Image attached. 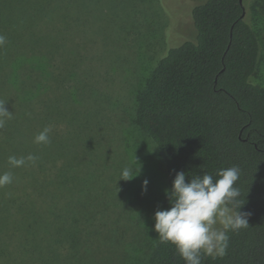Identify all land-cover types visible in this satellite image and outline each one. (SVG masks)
Listing matches in <instances>:
<instances>
[{
    "label": "trees",
    "instance_id": "16d2710c",
    "mask_svg": "<svg viewBox=\"0 0 264 264\" xmlns=\"http://www.w3.org/2000/svg\"><path fill=\"white\" fill-rule=\"evenodd\" d=\"M96 6L94 0H80L78 6L70 0H0V34L6 37L0 48V103L20 114L16 121L21 126L17 138L0 150V174L13 176L11 184L0 188V264L80 261L77 247L87 215L81 216L74 183L84 168L70 147L89 152L91 169H84L83 179L93 198L96 171H104L108 159L118 163L121 158L117 147L112 156L105 152L103 119L92 117L91 128L85 126L82 133L78 120L70 122L71 133L58 126L67 118L59 115L56 95L63 72L59 60L47 57L53 51L68 54L67 41L73 31L84 33L87 9ZM191 14L195 38L168 46L138 99L135 122L163 160L168 189L179 171L190 179L239 167L236 186L245 202L241 211L251 213L250 225L229 231L226 255L202 256V264H264V87L252 80L260 38L247 19L244 1L206 0ZM48 126L50 143H35V136ZM132 149L137 156L135 142ZM29 154L38 157L35 164L8 163L9 156ZM94 163L100 168L94 169ZM86 197L91 208L92 197ZM163 206L170 207L167 195ZM84 230L88 236L93 232ZM86 255L91 264L92 251ZM150 264L185 261L173 244L158 238Z\"/></svg>",
    "mask_w": 264,
    "mask_h": 264
},
{
    "label": "rangeland",
    "instance_id": "374dc122",
    "mask_svg": "<svg viewBox=\"0 0 264 264\" xmlns=\"http://www.w3.org/2000/svg\"><path fill=\"white\" fill-rule=\"evenodd\" d=\"M205 1L94 0L97 6L87 9L88 27L79 35L73 31L75 37L70 36L67 41L68 54L53 51L47 57L59 60L58 70L62 68L63 72L60 89L55 94L62 109L59 115L67 118L58 123L59 129L71 133L70 122L78 120L83 125L82 133L92 117L103 119L105 152L112 156L113 147H117L122 154L121 158L117 157L118 163L108 159L107 168L96 171L99 181L93 198V193L85 191L83 179L84 169H91L89 152L82 154L79 148L70 147L71 152H78L76 160L84 168L79 169L74 185L82 205L81 216L87 215L88 219L82 225L81 245L77 247L80 261L72 258L68 264H88L86 254L91 251V264H150L158 240L154 214L164 209L168 184L163 160L147 134L136 125V107L146 81L168 46L195 38L191 12L194 6ZM243 1L247 19L261 43L252 80L264 87V0ZM79 2L70 0L71 5L78 6ZM83 4L80 3L79 11ZM36 106L37 110L41 109V105ZM8 111L12 115L0 128V150L6 149L9 139L17 138L15 134L21 132L16 121L20 114ZM69 117L74 119L68 120ZM132 142L137 144V156ZM93 167L100 168L95 163ZM126 167H134L132 175L136 176L128 180L120 178ZM145 180L149 181L146 191ZM86 195L92 197L91 208ZM84 229L93 232L88 236Z\"/></svg>",
    "mask_w": 264,
    "mask_h": 264
},
{
    "label": "clouds",
    "instance_id": "9594fccd",
    "mask_svg": "<svg viewBox=\"0 0 264 264\" xmlns=\"http://www.w3.org/2000/svg\"><path fill=\"white\" fill-rule=\"evenodd\" d=\"M6 43V37L0 34V48ZM0 103V128L10 119L12 113ZM50 127L35 136V143H50ZM38 157L29 154L17 158L9 156L8 163L12 167L35 164ZM134 167L122 170L123 179H132ZM189 176L184 171L176 173L171 189H165L170 207L158 209L155 214V231L162 243L175 246L185 264H202V256L213 259L223 257L229 247V231L238 232L249 227L250 212L241 211L245 204L240 197L241 191L236 186L240 177L238 166L220 168L215 176L208 172L202 175ZM13 176L10 172L0 174V188L11 184ZM149 181L143 182L146 191Z\"/></svg>",
    "mask_w": 264,
    "mask_h": 264
},
{
    "label": "water",
    "instance_id": "95a60500",
    "mask_svg": "<svg viewBox=\"0 0 264 264\" xmlns=\"http://www.w3.org/2000/svg\"><path fill=\"white\" fill-rule=\"evenodd\" d=\"M240 2L243 4V0H240Z\"/></svg>",
    "mask_w": 264,
    "mask_h": 264
}]
</instances>
